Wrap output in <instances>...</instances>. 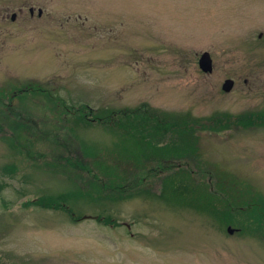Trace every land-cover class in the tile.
<instances>
[{
	"label": "rangeland",
	"instance_id": "obj_1",
	"mask_svg": "<svg viewBox=\"0 0 264 264\" xmlns=\"http://www.w3.org/2000/svg\"><path fill=\"white\" fill-rule=\"evenodd\" d=\"M262 5L0 0V264H264Z\"/></svg>",
	"mask_w": 264,
	"mask_h": 264
},
{
	"label": "trees",
	"instance_id": "obj_2",
	"mask_svg": "<svg viewBox=\"0 0 264 264\" xmlns=\"http://www.w3.org/2000/svg\"><path fill=\"white\" fill-rule=\"evenodd\" d=\"M84 108H82V111L83 110H85V107H86V105H82ZM83 113L84 114H86L87 113V110L86 111H83ZM83 113H81V117L82 118H84V114ZM113 113H115V112H113ZM110 112L109 113H107L105 116H99V115H97V114H93L92 115V117L93 118H95V119H97V120H105V121H108L109 119H110ZM121 114H122V112H121ZM141 114H142V111H141ZM263 114V113H262ZM141 117L142 118H144L143 119V121L141 122V123H149V122H152L153 123V127H155V128H159L161 125H164L165 127H167L169 130H172V129H174L175 130V132H177L178 131V125H177V122H176V119H173V120H171L170 119V121H167L166 119H159V118H157V119H155V117H157V116H155L154 114L153 115H151L149 118H147V117H144L143 115H141ZM154 117V118H153ZM253 117H256L257 119H259V121H264V117L261 115V114H258V115H256V116H254V115H246V116H240V118H241V120H243V121H248V123H252V122H249V120H251V119H254ZM151 119H153V120H151ZM111 120H112V118H111ZM113 120H114V118H113ZM17 122V121H16ZM181 122V121H180ZM114 123H115V121H114ZM166 123H169V124H166ZM221 124V123H220ZM219 124V125H220ZM133 127H135L136 129H137V131H138V133H139V135L141 136V138L142 139H145V141L147 142V143H150V140L152 139V138H154V135L153 134H151L150 132H149V130H147L146 128H145V125H139V124H136V126L135 125H132ZM188 128H190V127H188ZM175 132H171V134L172 133H175ZM10 143H11V145H13L14 147H19L20 145H19V142H16V143H12V140L10 139V140H8ZM155 145V144H154ZM27 156H29V157H31V155L29 154V153H27ZM70 165H72L73 167H80V165H78L77 163H73V164H70ZM4 170H7V171H10V170H13V166L12 165H6V167L5 168H3ZM55 197V198H54ZM54 197H50V196H42V197H40V198H36V199H34V200H29L32 204H38V205H40V206H43V207H45V205H50L55 199H57L56 198V196H54ZM247 207L248 208H250V207H252L251 206V203L250 204H247ZM257 208V207H256ZM255 208V209H256Z\"/></svg>",
	"mask_w": 264,
	"mask_h": 264
},
{
	"label": "flooded vegetation",
	"instance_id": "obj_3",
	"mask_svg": "<svg viewBox=\"0 0 264 264\" xmlns=\"http://www.w3.org/2000/svg\"><path fill=\"white\" fill-rule=\"evenodd\" d=\"M257 7H259V6H255L254 8H257ZM39 9V8H38ZM260 9H264V5H262V6H260ZM28 11L31 13L32 12V7H28ZM40 13V12H39ZM38 12H37V14H39ZM11 16V15H10ZM11 18V17H10ZM256 42H257V44H259V45H262L263 47H264V29H260V30H258L257 32H256ZM206 51V50H205ZM208 52V51H207ZM208 55H209V53H208ZM209 57H210V55H209ZM201 70V69H200ZM211 70H212V60H211V57H210V69L208 70V71H203L204 73H210L211 72ZM202 71V70H201ZM231 76V77H230ZM224 79H230L231 80V86H230V88H229V90L233 87V84H234V79H233V76L232 75H227V76H225L224 78H223V80H222V82L224 81ZM222 82H221V84H222ZM221 84H220V88H221ZM221 90L222 91H224L222 88H221ZM228 91V90H227ZM13 93V92H12ZM4 106H6V107H8L9 108V104L8 103H5L4 104ZM9 110V109H8ZM255 112H262V113H260L263 117H264V109L263 110H259V111H255ZM250 113V112H249ZM253 114V113H252ZM247 115H250V114H247ZM240 116H246V115H240ZM252 116V115H251ZM224 117V119H227V117L228 116H223ZM234 121V120H233ZM220 123H222V122H219L218 124H220ZM244 125V124H243ZM242 125V126H243ZM170 130H168L167 131V133L169 132ZM156 136H154V138H155ZM140 152L142 153V155L144 156V158H146V157H148V156H151V154H152V156H155L154 155V153L153 152H151V151H148V152H146V153H144L142 150H140ZM160 159H162V160H167L166 158H163V157H160ZM154 170L155 168H153V167H149L148 168V170Z\"/></svg>",
	"mask_w": 264,
	"mask_h": 264
},
{
	"label": "water",
	"instance_id": "obj_4",
	"mask_svg": "<svg viewBox=\"0 0 264 264\" xmlns=\"http://www.w3.org/2000/svg\"><path fill=\"white\" fill-rule=\"evenodd\" d=\"M37 12L39 13L40 10L38 9ZM11 19L14 17V13L11 14ZM197 64L198 67L202 70V71H208L210 69V57L208 55L207 51H202L200 53V55L198 56L197 59ZM231 80L230 79H224V81L221 84V88L224 91L229 90L230 86H231ZM229 229V228H228Z\"/></svg>",
	"mask_w": 264,
	"mask_h": 264
}]
</instances>
